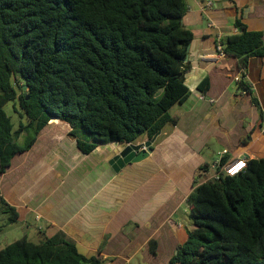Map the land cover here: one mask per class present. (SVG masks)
<instances>
[{"label":"trees","instance_id":"trees-1","mask_svg":"<svg viewBox=\"0 0 264 264\" xmlns=\"http://www.w3.org/2000/svg\"><path fill=\"white\" fill-rule=\"evenodd\" d=\"M185 9V0H0V173L51 119L69 123L85 153L174 124L168 110L189 94ZM234 25L239 32L219 42L244 66L264 54V41L239 20ZM14 99L25 117L16 128L3 109ZM187 200L191 228L169 264H264V158L205 179ZM0 211L8 223L17 220L2 196ZM0 264L103 262L57 233L11 241L0 248Z\"/></svg>","mask_w":264,"mask_h":264},{"label":"crops","instance_id":"crops-1","mask_svg":"<svg viewBox=\"0 0 264 264\" xmlns=\"http://www.w3.org/2000/svg\"><path fill=\"white\" fill-rule=\"evenodd\" d=\"M185 1L189 94L168 110L176 122L159 130L146 157L114 169L121 142L85 153L70 124L51 119L0 173V196L17 222L28 229L34 221L43 239L62 233L103 264H169L191 228L187 197L213 174V156L264 158V54L244 66L213 56L220 38L239 32L235 20L264 41V0Z\"/></svg>","mask_w":264,"mask_h":264},{"label":"rangeland","instance_id":"rangeland-1","mask_svg":"<svg viewBox=\"0 0 264 264\" xmlns=\"http://www.w3.org/2000/svg\"><path fill=\"white\" fill-rule=\"evenodd\" d=\"M3 109L11 117L13 128H16L19 122L25 123V117L21 113L17 99L6 102ZM23 140L24 135L20 134L17 139L18 143H23ZM215 156H213V159L216 160L218 158V153L215 154ZM212 172L213 170L210 169L208 175H211ZM7 215V213L0 211V248L23 236L33 242H39L43 239V236L36 229V224H33L34 221H31L32 225H29L27 229L23 223L17 221L8 223ZM186 220H188V218ZM132 263L138 264L137 259L135 258Z\"/></svg>","mask_w":264,"mask_h":264},{"label":"water","instance_id":"water-1","mask_svg":"<svg viewBox=\"0 0 264 264\" xmlns=\"http://www.w3.org/2000/svg\"><path fill=\"white\" fill-rule=\"evenodd\" d=\"M188 49V48H187ZM186 60V58H185ZM25 88V86H23ZM157 131L151 138L144 141L134 140L130 142H121L120 149L110 159V163L114 169L122 167L125 163L135 162L147 156L150 153V145L158 135Z\"/></svg>","mask_w":264,"mask_h":264},{"label":"built area","instance_id":"built-area-1","mask_svg":"<svg viewBox=\"0 0 264 264\" xmlns=\"http://www.w3.org/2000/svg\"><path fill=\"white\" fill-rule=\"evenodd\" d=\"M216 52L213 54L214 57H217V55L222 54V47L220 42L218 41L216 46ZM239 77H236L235 80L239 81ZM221 153L218 154L219 159H217L215 162H213L212 167L214 168V172L211 175L212 179H218L221 174L226 175H234L245 168L246 166V157L244 156H237L234 158H231L229 160H226L224 162H221Z\"/></svg>","mask_w":264,"mask_h":264}]
</instances>
